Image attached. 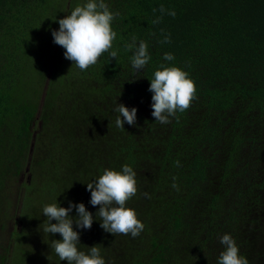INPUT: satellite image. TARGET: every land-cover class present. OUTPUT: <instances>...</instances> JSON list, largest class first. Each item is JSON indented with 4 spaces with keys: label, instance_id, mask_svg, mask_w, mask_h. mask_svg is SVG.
Segmentation results:
<instances>
[{
    "label": "trees",
    "instance_id": "obj_1",
    "mask_svg": "<svg viewBox=\"0 0 264 264\" xmlns=\"http://www.w3.org/2000/svg\"><path fill=\"white\" fill-rule=\"evenodd\" d=\"M86 2L0 0V264H67L43 207L69 202L96 216L91 229L73 228L78 250L96 245L105 264H218L224 234L264 264V0H105L119 13L117 57L81 71L52 31ZM133 37L148 45L140 71L125 48ZM161 65L197 89L166 124L148 90ZM118 103L137 109L135 126H116ZM124 165L137 181L126 207L145 226L135 238L105 232L87 190Z\"/></svg>",
    "mask_w": 264,
    "mask_h": 264
},
{
    "label": "clouds",
    "instance_id": "obj_2",
    "mask_svg": "<svg viewBox=\"0 0 264 264\" xmlns=\"http://www.w3.org/2000/svg\"><path fill=\"white\" fill-rule=\"evenodd\" d=\"M165 11L161 6L160 12ZM168 14L175 16V11H169ZM118 15V12L110 11L105 0H87L85 4L76 6L70 14L58 20L59 29L52 31L54 43L65 49L66 59L84 71L112 49L117 35L112 29V21ZM159 20L158 17L153 23H158ZM165 42H170L169 38ZM125 48L130 51L134 49L132 67L137 71L144 69L150 60L147 43L141 40L137 45L136 38L133 37L132 43L126 44ZM117 54L115 50L109 52L111 58H116ZM164 59L172 61L174 56L165 53ZM148 90L152 93L151 114L161 124L169 123V117L175 116L177 112L186 111L196 98L197 91L195 82L189 78L187 72L179 67L164 65L154 72ZM116 111L119 113L115 120L118 128L124 129L125 123L136 125L135 107L129 109L118 103ZM176 163L179 165V161ZM135 177L132 167L124 165L120 171L105 169L98 179L87 183V190L91 193L90 204L99 206L96 215H99L100 227L105 232L114 236L131 234L135 238L143 231L145 226L137 218L135 210L126 207L127 201L137 193ZM173 187L176 185L173 184ZM73 208L77 213L75 218L69 215ZM43 216L47 218L44 232L53 235L58 233L61 236V239L51 240V247L61 261H66L67 264H105L96 245L89 247L87 254L78 250L80 233L74 230L73 224L79 229H91L96 217H93L83 203L69 202L67 208L58 203L47 204L43 207ZM53 220L56 223H51ZM220 243L224 250L219 255L218 264H249L247 258L240 255L239 247L230 234H224Z\"/></svg>",
    "mask_w": 264,
    "mask_h": 264
},
{
    "label": "rangeland",
    "instance_id": "obj_3",
    "mask_svg": "<svg viewBox=\"0 0 264 264\" xmlns=\"http://www.w3.org/2000/svg\"><path fill=\"white\" fill-rule=\"evenodd\" d=\"M64 59V58H63Z\"/></svg>",
    "mask_w": 264,
    "mask_h": 264
}]
</instances>
